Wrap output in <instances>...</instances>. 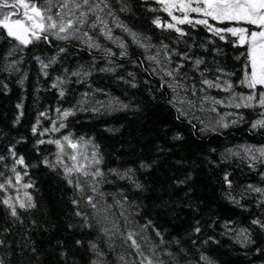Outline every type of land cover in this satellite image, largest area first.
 <instances>
[{
	"label": "trees",
	"instance_id": "trees-1",
	"mask_svg": "<svg viewBox=\"0 0 264 264\" xmlns=\"http://www.w3.org/2000/svg\"><path fill=\"white\" fill-rule=\"evenodd\" d=\"M109 3L117 20L151 47L145 50L137 46L127 33L115 27L111 17L107 19L113 37L118 38L116 43L97 35L98 30L85 29L103 48L112 50L115 55L111 57L101 50L89 49L79 40L59 41L50 37V43H34L5 59L15 42H10L6 35L0 37V156L5 158L0 161V172L14 179L11 168L15 158L9 148L25 160V165L15 166L23 176L21 184L7 193L0 192V198L5 195L15 198L18 194L23 198V192L27 191L36 205L31 209L17 208V219L0 204V260L4 264H92L96 260L119 264L118 256L125 253L120 238H109L101 229H112L115 221L123 231L124 218L120 215L123 211L136 224L151 222L147 235L159 246L166 264H264V230L251 223L254 219L264 222V206H259L260 194L246 191L249 184L264 188L259 175L264 172V165L257 163L256 170L250 169L248 161L241 158L243 153L238 157L226 152L229 148L239 150L240 145H264V129L251 130L259 109H235L209 101L201 110L197 98L207 94L227 101L230 94L224 91L206 87L205 92L199 91L204 87L199 72L210 70L205 76L214 80L217 67L233 73L224 78L233 82L236 92H249L238 83L243 78L246 57L241 54L246 47L220 41L204 26L180 25L187 33L182 38L173 30L156 27L152 21L157 17L162 24L170 22L156 0H109ZM125 5L129 10L121 11ZM209 22L218 27L252 28L243 23ZM120 42L126 45L127 55L123 57L119 55ZM161 45H167L169 52L189 53L191 59L183 61L184 67L176 79L188 89L180 90V96L195 101L194 109L186 104L174 107L169 103L172 90L167 86L161 88L160 66L174 69L181 63V57L175 54L167 62ZM60 48L65 51L60 53ZM157 53L161 65L147 59ZM53 56L56 61L46 69L45 76L36 57L48 63ZM196 58L204 60L199 71L193 69L192 61ZM12 60L17 62L16 70H2ZM108 68L113 71H101ZM77 70L89 74L72 76ZM58 76L67 80L61 86L64 97L59 96L60 89L51 86ZM193 85L197 88L195 97L191 92ZM85 93L87 103L83 107L87 111L79 110L78 105ZM94 107L100 110L91 111ZM69 108H74L75 115L63 120L64 129L40 135L44 129L53 127V121L58 127L61 121L57 109ZM178 108L186 114H181ZM236 113L244 119L231 124L237 118ZM222 116L229 127H219ZM34 125L38 129L36 134L32 132ZM68 134L74 139L84 137L91 141L87 145L89 155L93 145L98 146L96 150L102 158L99 167L106 182L99 186L103 199L96 196V200L105 206L112 205L107 222L97 223L94 210L64 179L62 167L52 169L42 163L46 158L54 163L57 148L37 141L60 139ZM66 151L70 153L71 149ZM63 159L71 165L67 156ZM110 169H116L120 175L131 170L130 178L120 179ZM27 183L33 187L23 188ZM229 194L240 204L232 203ZM87 195L93 193L86 188ZM74 199L80 203L74 205ZM77 211L82 215L77 216ZM196 227L200 232L194 231ZM242 229H247L252 243H241L242 236L238 239ZM92 243L104 254L102 257L91 249Z\"/></svg>",
	"mask_w": 264,
	"mask_h": 264
},
{
	"label": "snow or ice",
	"instance_id": "snow-or-ice-1",
	"mask_svg": "<svg viewBox=\"0 0 264 264\" xmlns=\"http://www.w3.org/2000/svg\"><path fill=\"white\" fill-rule=\"evenodd\" d=\"M162 6V10L168 14L171 18L170 22L164 24L161 23L159 17L154 19L152 23L158 28H166L168 30L175 31L179 37H184L187 33L180 25H190L195 28L196 26H204L209 33L214 37H218L220 41H226L233 43L234 47H246V51L241 55L246 57L243 78L238 81L239 85L249 90L248 93H238L235 91V85L230 79L224 77H230L233 73L226 72L223 68L217 67L215 71L218 75L214 80L206 78L205 72L210 71L205 69L200 71L201 87L200 92H205V87L208 89H218L229 93L227 101L222 99H216L205 94L202 97H197L201 102V110H203V104L211 102L213 105H221L227 107H233L235 109H252L257 112V119L251 122V130L264 129V0H156ZM121 11H128L127 6H123ZM155 11V9H150ZM180 13L176 15L174 13ZM195 14V15H192ZM107 17L112 18V22L115 27L120 28L124 33H127L133 43L141 48L147 50L151 45H147L141 42L139 35L132 31L127 25L118 21L114 12L111 10L109 0H0V37L6 35L10 42H15L13 47L10 48L5 56V59L14 57L17 51H22L23 48L32 45L37 42H51L50 37L59 41L79 40L85 44L89 49L101 50L106 57L115 55L111 49H105L100 43L96 41L94 36L90 34L97 32V35L103 36L104 39L116 43L118 38H114L112 35V28L109 27V21ZM215 21L220 24L234 23V24H247L254 26L253 29L240 26H225L218 27L209 21ZM88 29V30H85ZM235 38L229 40L228 38ZM145 39H148L145 37ZM118 47L122 49L119 53L121 57L126 56V45L123 42L118 44ZM161 48L165 52V60L171 62V56L173 54L181 57V63H178L174 69H169L165 66H160L159 71L163 73L161 76V88L167 86L173 92V98L169 101L175 107L177 104L187 105L188 108L194 109L196 107L195 101L189 99L187 96H180V90L185 92L188 89L183 83L178 81L176 77L180 74V70L184 67L183 61L191 59L189 53H173L169 52L167 45H161ZM64 48H60L59 52H64ZM240 57H237L239 59ZM40 63L41 71L45 76L48 75L46 69L56 61V57L53 56L48 63H45L39 57H36ZM150 61H155L157 65H161V59L159 53L157 55H150L147 57ZM16 61L12 60L2 70L12 71L16 70ZM204 63L203 58H196L192 61L193 69L199 71L200 66ZM101 71H113V69H101ZM153 69V72H156ZM67 73V70H65ZM88 72H81L79 70L71 73L72 76L81 77L87 76ZM164 77L171 78L165 80ZM67 83V80L62 77H56V80L51 85L52 88H58L59 96L64 97L65 91L61 87ZM135 87L136 85H132ZM192 96L197 95V88L195 85L191 88ZM87 93L83 94V97L78 101L80 106L79 110L87 111L89 109L84 108L83 105L87 103ZM19 108L20 105H17ZM127 108V105H122ZM75 108V106H74ZM74 108L69 109H57L59 113L60 123L56 126V121H53V127L44 129L40 135L45 133L58 132L60 129L66 127L63 120L69 116L75 115ZM99 108H92L91 111L97 112ZM181 114H186L182 108H178ZM211 111L215 112L216 108L212 107ZM227 115H233L228 113ZM236 119L231 120V124H237L244 119L242 115L236 113ZM40 116H46V113H40ZM19 120V117L17 118ZM39 123V119L37 121ZM219 127L227 128L229 123L224 122V117L218 121ZM216 131V128L212 129ZM38 131L34 125L32 128L33 134ZM54 144L57 148L55 162L49 161L47 158L42 162L47 167L56 169L57 167L63 168L64 179L67 183L74 187L81 195L88 206L94 210V215L97 216V223L102 221H109L108 210L112 208L111 204L102 205L96 200V196L103 199L104 194L99 192V186L102 182H106L105 173L101 170L99 165L102 163L98 151V146L93 145V151L89 155L87 152V145L91 143L89 140H85L84 137L74 139L71 134L64 135L60 139H50L48 141L39 140L38 144L43 143ZM67 149H71V152H67ZM239 150L232 148L226 149V152L232 156L241 157L248 161V167L256 170V164L264 165V145L256 147L253 145H240ZM9 153L15 158L14 165L11 168V172L14 173V179L5 177V173L0 172V178L3 181L0 182V192L7 193L9 189H12L21 184L23 176L16 170V165H25L23 156L17 157L16 152L9 148ZM67 156V159L72 163L69 166L65 163L63 157ZM5 158L0 156V161ZM147 167V165H143ZM111 173L117 175L120 179L129 177V173L125 172L120 175L116 169H110ZM24 175H27L25 172ZM261 180H264V172L259 173ZM130 178V177H129ZM225 181L228 183L229 188L232 184L228 176L225 175ZM137 188H141L140 184L135 185ZM23 188H31L33 184H23ZM90 189L93 195H87L85 197V191ZM246 191L252 193H258L261 196L259 200V206H264V188L256 187L252 184L247 185ZM228 198L232 203L239 205L240 201L228 195ZM72 203L77 205L80 201L73 200ZM119 203V202H118ZM0 204L4 205L10 210V215L14 218H19L17 208L19 209H31L36 205L33 202V197L27 191L23 192V198L18 194L15 198L5 195L0 198ZM77 216H81L80 211L76 212ZM124 218V230L121 231L119 225L113 221L112 229L102 228L101 231L109 238L119 237L125 248V253L118 256L119 264H166L161 259V252L159 246L154 245L151 241V237L147 235V230L150 227V223L146 225L136 224L129 218L128 215L122 211L120 214ZM87 220V217H85ZM253 225H259L264 230V222L259 219L251 221ZM91 226V225H88ZM195 232H200V228L196 227ZM157 236H160L159 232H156ZM242 236L241 243H252L249 235H247V229L240 231L239 237ZM211 239V238H210ZM2 243V241H0ZM79 244L80 242L77 241ZM161 243H163L161 239ZM207 243V241H206ZM112 247V245H110ZM91 249L96 252L98 257H102L104 254L100 252L95 243L91 244ZM114 250V249H113ZM258 251H261L258 249ZM165 255L171 256V253H165ZM128 257H131L130 259ZM201 259H206L201 257ZM0 264H4L0 260ZM92 264H102V261L96 260Z\"/></svg>",
	"mask_w": 264,
	"mask_h": 264
},
{
	"label": "rangeland",
	"instance_id": "rangeland-1",
	"mask_svg": "<svg viewBox=\"0 0 264 264\" xmlns=\"http://www.w3.org/2000/svg\"><path fill=\"white\" fill-rule=\"evenodd\" d=\"M174 14H176V15H180V13H174ZM192 15H195V14H192ZM170 20H171V18H170ZM251 26V25H250ZM241 27V26H240ZM243 27V26H242ZM245 27V26H244ZM254 28V26H252V28L251 29H253Z\"/></svg>",
	"mask_w": 264,
	"mask_h": 264
}]
</instances>
